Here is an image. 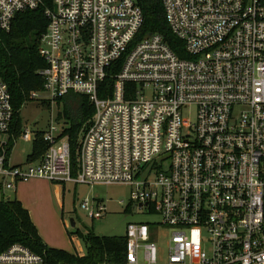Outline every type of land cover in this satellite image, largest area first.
I'll return each mask as SVG.
<instances>
[{
	"label": "built area",
	"instance_id": "2783aa9c",
	"mask_svg": "<svg viewBox=\"0 0 264 264\" xmlns=\"http://www.w3.org/2000/svg\"><path fill=\"white\" fill-rule=\"evenodd\" d=\"M159 1L175 49L141 35L135 0H51L32 99L52 109L84 96L92 116L72 176L56 117L45 130L20 124L15 137L0 78V199L32 179L131 186L128 209L153 219L126 225L121 262L98 264H264V0ZM41 5L0 0V30ZM37 132L42 156L9 165V139ZM80 209L94 220L106 205L85 199ZM0 263L44 264L20 245Z\"/></svg>",
	"mask_w": 264,
	"mask_h": 264
},
{
	"label": "trees",
	"instance_id": "16d2710c",
	"mask_svg": "<svg viewBox=\"0 0 264 264\" xmlns=\"http://www.w3.org/2000/svg\"><path fill=\"white\" fill-rule=\"evenodd\" d=\"M139 6L143 23L141 35L159 34L165 42L175 49L180 44L170 33L163 8L159 0H135ZM51 8V0H42L35 10L16 14L10 30H0V78L7 85L15 117V137L20 133L18 112L21 107L34 101L33 95L42 90L39 71L45 66L38 52L39 42L45 33L47 19L44 9ZM49 108L48 104H44ZM57 105H62L56 119H64L65 126L61 136L69 143L71 175L77 173V149L82 130L92 116V108L84 96L70 95ZM47 145L42 140V132H37L32 142L28 161L42 156ZM73 233H68L71 237ZM81 239L83 254L70 253L47 246L37 233L28 212L14 197L0 199V254L12 245H20L31 254L39 256L44 264H98L102 262L119 263L123 259L125 238L97 235L92 230H76Z\"/></svg>",
	"mask_w": 264,
	"mask_h": 264
},
{
	"label": "rangeland",
	"instance_id": "374dc122",
	"mask_svg": "<svg viewBox=\"0 0 264 264\" xmlns=\"http://www.w3.org/2000/svg\"><path fill=\"white\" fill-rule=\"evenodd\" d=\"M62 105L47 108L40 101H32L24 104L18 112V118L23 129L30 132L45 130L50 119H54L60 112ZM59 127H64V119L58 121ZM10 154V162H24L30 153L31 142L17 140L13 144ZM49 183L48 186L45 183ZM37 196L34 204L30 207L32 217L37 222L45 239L57 248L70 252L82 254L84 249L82 241L75 234L76 230L84 232L92 230L97 235L107 237H124L128 223L151 221L153 217H147L132 213L127 203L130 192L134 187L124 185L89 186L75 185L71 183H59L45 181L36 186ZM6 197H13L10 191L5 193ZM16 196L24 201L32 202V191L29 184H19ZM39 198V200H38ZM88 199H100L106 205V212L100 219L90 220L86 212L80 209V204ZM46 201V203H44ZM122 203H119V202ZM51 202V203H48ZM70 219L75 221V227L70 226ZM68 233H73L71 237ZM1 264V263H0Z\"/></svg>",
	"mask_w": 264,
	"mask_h": 264
},
{
	"label": "crops",
	"instance_id": "0c3cea01",
	"mask_svg": "<svg viewBox=\"0 0 264 264\" xmlns=\"http://www.w3.org/2000/svg\"><path fill=\"white\" fill-rule=\"evenodd\" d=\"M20 128H22L21 126H20ZM17 129V127H15L14 128V131H13V133L15 132V131H17L16 130ZM6 140V139H5ZM18 139H9V141H8V144L6 145V147H7V160H6V162L9 164V165H12V166H16V165H22V164H25L26 162H27V156L31 153V150H32V141H31V150H30V153L26 156V158H25V161L24 162H20V163H12V162H10V154H11V151H12V148L14 147L13 146V144L17 141ZM19 140H21V139H19ZM21 141H23V140H21ZM23 142H30V141H23ZM46 180L45 179H32V180H30V181H28V182H22V183H18L17 184V186L19 185V184H29V189L32 191V194H33V196H32V202H25L24 201V199L23 198H18L17 196H16V189H17V186H16V189H15V191L12 193V195H13V197L14 198H16L20 203H21V205H22V207L28 212V214H29V218H30V220H31V222L33 223V225L35 226V228H36V230H37V233H38V235L40 236V238L42 239V241L47 245V246H49V247H51V248H56V249H59V248H57L58 246H56V245H53V244H50L46 239H45V237H44V235L42 234V232H41V230H40V228H39V226H38V224H37V222L35 221V219L32 217V214H31V206L34 204V199L36 200V196H37V190H36V185L38 184V183H40V182H45ZM45 184H47L48 186L50 185L49 183H45ZM64 184V183H63ZM38 200H39V198H38ZM44 203H46V201L44 202ZM48 203H51V202H48ZM83 254V253H82ZM82 254H79V255H82Z\"/></svg>",
	"mask_w": 264,
	"mask_h": 264
},
{
	"label": "water",
	"instance_id": "95a60500",
	"mask_svg": "<svg viewBox=\"0 0 264 264\" xmlns=\"http://www.w3.org/2000/svg\"><path fill=\"white\" fill-rule=\"evenodd\" d=\"M70 226L72 227V228H74L75 227V221L73 220V219H70Z\"/></svg>",
	"mask_w": 264,
	"mask_h": 264
}]
</instances>
